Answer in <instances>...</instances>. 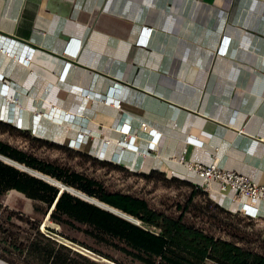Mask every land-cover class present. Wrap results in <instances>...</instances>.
<instances>
[{"label": "crops", "instance_id": "obj_1", "mask_svg": "<svg viewBox=\"0 0 264 264\" xmlns=\"http://www.w3.org/2000/svg\"><path fill=\"white\" fill-rule=\"evenodd\" d=\"M0 75L47 140L83 133L78 150L194 184L187 165L217 161L264 186V0H0ZM208 195L238 210L216 183Z\"/></svg>", "mask_w": 264, "mask_h": 264}, {"label": "trees", "instance_id": "obj_2", "mask_svg": "<svg viewBox=\"0 0 264 264\" xmlns=\"http://www.w3.org/2000/svg\"><path fill=\"white\" fill-rule=\"evenodd\" d=\"M0 129L16 132L30 139L32 136L30 130L18 129L3 121H0ZM32 140L51 148L76 150L70 148L68 143L61 145L38 137H33ZM77 152L79 156L91 160L101 167L131 172L120 164L99 159L81 150H77ZM0 154L14 160L13 162L17 161L15 163L21 166L26 165V168L55 179L68 188L76 187L90 196H96L101 201L126 212L124 214L130 215L142 223L143 226L133 223L66 191L60 193L56 186L0 160V196L10 190H16L38 201L39 204L34 206L35 211L42 213L44 217H47L50 212L49 220L56 223L61 230L55 233L116 264L129 263L116 259L93 245L79 241L68 232L82 233L95 244L112 248L122 255L131 257L138 264H264V254L254 248L218 238L204 228L183 221L182 218L156 213L146 201L121 192L108 191L102 183L83 174L69 172L56 163L38 159L32 154L16 150L1 142ZM132 173L146 181L176 182L191 187L206 196L215 207L231 214V211L211 200L207 192L190 181L167 177L163 172L156 170L149 173ZM235 214L241 215L236 212ZM35 228L38 235L44 237L39 232L38 225ZM52 232L54 231L52 230ZM228 234L232 238H237L236 233ZM47 240L51 241L49 238ZM240 240L242 239L240 238ZM35 247H37V242L33 240L29 242L27 249L32 250ZM61 249L68 250L69 248L60 244L56 251L52 249L49 252L51 256L54 251L56 252L53 261H58L55 260V257ZM78 256L87 264H99L84 256ZM0 258L5 260L3 257ZM72 262L71 259L69 261L67 259L59 260L60 264H72Z\"/></svg>", "mask_w": 264, "mask_h": 264}, {"label": "rangeland", "instance_id": "obj_3", "mask_svg": "<svg viewBox=\"0 0 264 264\" xmlns=\"http://www.w3.org/2000/svg\"><path fill=\"white\" fill-rule=\"evenodd\" d=\"M3 99L5 101L2 103L1 114L5 115L7 112L8 117L12 118L15 112L17 113V110H21L25 120V109L19 104L18 100L12 99L11 102V100L8 101L4 97ZM38 114L41 115V120L42 113ZM34 115L27 120L28 122H25L28 128H31L30 125L33 122ZM43 115L47 117L46 114L43 113ZM0 121L8 123L7 116L1 115ZM30 137L31 139L16 132L0 129V142L5 145L32 154L38 159L56 163L69 170V172H76L92 178L102 183L108 191L121 192L140 198L146 201L149 207L156 211V213H164L174 218H182L183 221L191 223L196 227L204 228L207 232L218 238L235 241L264 254V221L247 219L235 214V212L227 214V212L211 204L206 196L198 193L191 187L176 182L146 181L133 174L131 170V172H126L109 167H101L95 162L79 156L77 150L70 151L65 148L59 149L40 145L38 142L32 140L33 137L40 138V135L36 133ZM0 155L10 159L2 154ZM25 166L19 168L28 172L32 170L26 169ZM30 172L41 178L39 175L41 173L34 170ZM71 188L108 207L115 208L101 201L96 196H90L76 187ZM36 204H39V202L16 190H10L0 196V257L5 258V260L0 258V264H60L59 260L61 261L62 259H67V261L71 259L73 260L72 264H87L78 255L89 258L99 264H116L55 233L61 230L53 221L46 223L43 228L46 217L42 213L35 211L34 206ZM117 210L126 213L120 209ZM134 219L131 222L143 226L136 218ZM37 225L39 232L44 237L38 235L35 228ZM228 233H236L237 238H232ZM68 234L75 236L79 241L93 245L116 259L129 264H138L131 257L122 255L112 248H108L102 244H95L82 233L70 231ZM47 238L51 241H48ZM33 240L37 242V247L32 250L27 249L29 242ZM60 244L68 247L71 251L69 249L59 250L55 257V260H58L56 262L53 261V258ZM52 249H55V251L51 256L49 252Z\"/></svg>", "mask_w": 264, "mask_h": 264}, {"label": "built area", "instance_id": "obj_4", "mask_svg": "<svg viewBox=\"0 0 264 264\" xmlns=\"http://www.w3.org/2000/svg\"><path fill=\"white\" fill-rule=\"evenodd\" d=\"M145 32V31H144ZM148 33V32H146ZM149 34V33H148ZM145 40H140L141 44H144ZM224 43H228L224 41ZM80 45L78 46L79 50ZM9 51L10 49L7 48ZM13 51V50H12ZM12 51H9V54H12ZM221 52L225 53L227 51V46H224L220 49ZM66 52L69 54L75 55L77 51H69L66 49ZM33 55V50L29 49L28 47L24 46L22 48L21 54L19 55V60L24 64H29L31 57ZM69 67V63L65 65V69L67 70ZM4 77L2 78L0 75V95L8 100L9 92H10V85L2 83ZM116 95L115 91H111L109 93V100H113L111 97ZM9 101V100H8ZM108 101V100H107ZM116 103V102H115ZM8 118V123L12 126L18 128V129H27L30 130L32 134L34 133V129L27 128L24 126V118L22 116V111L17 110V113L15 112V115L10 118L8 117V113H5ZM39 116V118H37ZM41 118L40 114H36L33 117V123L39 122ZM67 121H72L73 116L72 115H66L65 116ZM141 127L145 130H147V126L145 123H142ZM124 133L129 134L131 131L130 125H123L121 128ZM150 134H152L154 137L152 138V142L150 143V147H153V141H156L158 138V135L155 131L150 130ZM85 134L79 133L76 141L70 140L68 142V146L72 149L78 150L81 143L84 141ZM121 144H125L122 143ZM105 146L109 145V142H105ZM127 147L132 148L131 145H127ZM103 156V155H102ZM109 161L119 164L120 161L116 159L115 157H112ZM187 168L189 171L195 173L199 179L198 183L196 185L200 187L203 191L209 192L212 189V185L216 183L219 186V191L221 193H228L232 192L233 197L232 200L234 202L239 203L238 210L236 213H240L242 216L252 219V220H258L260 217L259 209L253 205L255 201H262L264 202V186L258 185L254 181H252L248 176L243 175L241 173H238L236 171H231L227 169H223L219 166L218 162H214L210 165H203L199 163H190L187 165Z\"/></svg>", "mask_w": 264, "mask_h": 264}, {"label": "bare ground", "instance_id": "obj_5", "mask_svg": "<svg viewBox=\"0 0 264 264\" xmlns=\"http://www.w3.org/2000/svg\"><path fill=\"white\" fill-rule=\"evenodd\" d=\"M58 116V114L56 115V117ZM34 124H36V123H34ZM102 155H104L103 153H101ZM5 158V157H4ZM5 159H7V158H5ZM7 160H9V159H7ZM10 162H12V163H14V164H16V166L17 167H21L20 166V164H17V163H15V162H13V161H11V160H9ZM27 169V168H26ZM23 170V169H22ZM24 171H27V170H24ZM30 171H33V170H30ZM29 171V173H31L32 175H34L32 172H30ZM28 172V171H27ZM40 176H41V178L42 179H44L45 181H48L49 183H51V184H53V185H56V186H58V185H60V184H62V183H60V182H58V181H56V180H54V179H52V178H50V177H48V176H45V175H42V174H39ZM37 177V176H36ZM40 178V177H39ZM63 185V184H62ZM63 186H65V185H63ZM68 188V187H67ZM68 190L71 192V193H73V194H75V195H77V196H79V197H82V198H84V199H89V200H92V201H95L94 199H92V198H89V197H87L86 195H84V194H82L81 192H77V191H75L74 189H72V188H68ZM98 205H100L101 207H103V208H105V209H107V210H109V211H111V212H113V213H118V214H120V215H123V216H125L126 218H129V219H131V220H135V219H133L132 217H130V216H127L126 214H124L123 212H121V211H118V210H116V209H114V208H112V207H108V206H106L105 204H103V203H101V202H98V201H95ZM49 215H50V213H49ZM49 215H48V217H46V220H45V223L43 224V228H44V226L46 225V223H48V222H50V220H49ZM2 264V263H1Z\"/></svg>", "mask_w": 264, "mask_h": 264}, {"label": "water", "instance_id": "obj_6", "mask_svg": "<svg viewBox=\"0 0 264 264\" xmlns=\"http://www.w3.org/2000/svg\"><path fill=\"white\" fill-rule=\"evenodd\" d=\"M40 138H43V137H40ZM43 139H46V138H43ZM46 140H47V139H46ZM49 141H50V140H49ZM0 160L3 161V162H5V163H7V164H9V165H12V166L18 168L19 170H22V169H20L19 167H17L16 164L10 162L9 160L5 159V158H4L3 156H1V155H0ZM22 171H24V170H22ZM24 172H27V171H24ZM27 173H29V172H27ZM29 174H31V173H29ZM31 175H32V174H31ZM32 176H35V175H32ZM35 177H36V176H35ZM37 178H39V177H37ZM40 179H42V178H40ZM42 180H44V179H42ZM44 181H45V180H44ZM46 182L49 183L48 181H46ZM49 184H51V183H49ZM51 185H53V184H51ZM53 186H56V185H53ZM56 187L59 188V192H60V193L66 191V192H68V193H70V194H72V195H74V196H77V195L71 193V192L68 190L67 186H63L62 184H60V185H58V186H56ZM77 197L80 198V199H82V200H85V201L90 202V203H92V204H96L97 206L101 207V206L98 205L95 201H92V200H89V199H84V198L79 197V196H77ZM52 208H53V207H52ZM52 208H51V210H52ZM101 208H103V207H101ZM103 209H105V208H103ZM51 210H50V211H51ZM105 210H107V209H105ZM49 213H50V212H49ZM114 214H116V215H118V216H120V217H122V218H124V219H126V220L132 221L131 219L126 218L125 216L120 215V214H118V213H114ZM48 215H49V214H48ZM48 215H47V217H48Z\"/></svg>", "mask_w": 264, "mask_h": 264}]
</instances>
